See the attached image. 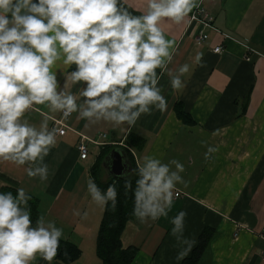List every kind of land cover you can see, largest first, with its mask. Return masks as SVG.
Wrapping results in <instances>:
<instances>
[{
	"label": "crops",
	"instance_id": "crops-1",
	"mask_svg": "<svg viewBox=\"0 0 264 264\" xmlns=\"http://www.w3.org/2000/svg\"><path fill=\"white\" fill-rule=\"evenodd\" d=\"M128 5L138 10L143 0H128ZM199 6L222 33L191 22ZM198 7L181 24L163 25L176 47L169 68L190 66L179 90L172 89L166 73L161 76L166 111L143 115L135 127L93 125L73 113L66 135L57 136L45 159L49 175L43 182L29 177L27 166L0 161V191L23 187L39 201L41 215L63 229L60 244L81 250L79 259L69 264H103L97 242L106 207L91 200L87 181L94 180L93 167L106 146L124 151L132 164L148 155L164 163L176 159L185 166L167 217L127 223L123 247L138 251L132 264H184L206 229L214 235L198 264H264V0H201ZM200 33L209 36L201 44L195 39ZM222 46L223 52L216 53ZM180 102L194 124L178 117L175 108ZM45 114L50 127L53 119L62 118L44 108L27 118L38 124ZM85 142L90 153L83 160L79 146ZM209 146L218 151L206 159ZM105 172L107 183L113 176L104 166L102 178ZM180 211L187 213L184 235L195 243L177 261L180 248L170 220ZM34 264L48 262L38 257ZM52 264L66 263L56 257Z\"/></svg>",
	"mask_w": 264,
	"mask_h": 264
},
{
	"label": "clouds",
	"instance_id": "clouds-1",
	"mask_svg": "<svg viewBox=\"0 0 264 264\" xmlns=\"http://www.w3.org/2000/svg\"><path fill=\"white\" fill-rule=\"evenodd\" d=\"M200 2L143 0L141 9L132 10L128 0H0V161L48 179L45 159L60 132L50 127L48 114L38 124L27 118L40 108L65 118L75 113L93 125L129 127L154 110L166 111L161 76L166 73L179 90L190 66L169 68L176 47L163 25L181 24ZM217 151L209 146L205 158ZM184 171L176 159L164 163L146 155L125 173L139 222L168 216ZM87 193L97 206L115 210L114 184L102 190L89 179ZM31 199L23 187L0 191V264H34L38 257L52 264L58 255L63 229L43 215L34 221ZM186 216L180 211L170 220L177 261L195 243L184 235Z\"/></svg>",
	"mask_w": 264,
	"mask_h": 264
},
{
	"label": "trees",
	"instance_id": "trees-1",
	"mask_svg": "<svg viewBox=\"0 0 264 264\" xmlns=\"http://www.w3.org/2000/svg\"><path fill=\"white\" fill-rule=\"evenodd\" d=\"M175 109L181 120L185 123L194 124L193 119L186 111L182 102L178 103ZM114 149V146H106L92 170L94 180L102 190H106L110 184H114L117 190V206L115 210H111L109 204L104 213L98 235L97 252L103 264H132L135 261L138 251L136 248L132 247L124 249L122 243V234L127 223L136 219L132 214L134 203L132 191L125 187V178L111 177L107 183L101 180L104 163ZM135 167L136 164L133 162V168ZM128 179L132 181L134 188L136 177L132 175L129 176ZM16 189L17 188L14 187H5L1 191H13V193H15ZM29 205L32 211V218L35 221V219L41 216L39 201L32 196ZM213 235L212 230L206 229L200 236L199 244L193 250L191 258L186 259L184 264H198L205 250L210 245ZM81 254L82 252L77 246L71 243H64L60 244L57 258L69 264L79 259Z\"/></svg>",
	"mask_w": 264,
	"mask_h": 264
},
{
	"label": "built area",
	"instance_id": "built-area-1",
	"mask_svg": "<svg viewBox=\"0 0 264 264\" xmlns=\"http://www.w3.org/2000/svg\"><path fill=\"white\" fill-rule=\"evenodd\" d=\"M191 22L196 23V24H200L201 26H206L208 28H211L213 30H215L217 33H222L221 31H219L217 28H215L212 24V21L209 19V15L207 10L202 7L199 6L192 14H191ZM226 38H230L229 35L227 34H223ZM209 36L206 33H200L198 35H196L195 39L197 40L198 43H203L206 40H208ZM216 53H222L223 52V46L222 47H218L215 49ZM72 116V115H71ZM70 116V117H71ZM70 117H63L60 119H53V123H54V127H57L59 129L60 134H58V136H65L67 133V129H68V125H67V121ZM103 137H106V135H103ZM79 152L81 155V158L83 160L87 159L89 156V148H88V142L85 143H81V145L79 146ZM180 194L177 193L176 197H179ZM263 261H264V256H263Z\"/></svg>",
	"mask_w": 264,
	"mask_h": 264
},
{
	"label": "water",
	"instance_id": "water-1",
	"mask_svg": "<svg viewBox=\"0 0 264 264\" xmlns=\"http://www.w3.org/2000/svg\"><path fill=\"white\" fill-rule=\"evenodd\" d=\"M104 166L114 178H125V173H131L134 169L128 155L121 150H113Z\"/></svg>",
	"mask_w": 264,
	"mask_h": 264
},
{
	"label": "rangeland",
	"instance_id": "rangeland-1",
	"mask_svg": "<svg viewBox=\"0 0 264 264\" xmlns=\"http://www.w3.org/2000/svg\"><path fill=\"white\" fill-rule=\"evenodd\" d=\"M102 174H103V173H102ZM103 178H104V179H103ZM103 178L101 177V180H102L103 182H104V181L106 182V180H108V179H107L106 172L104 173V177H103ZM105 182H104V183H105Z\"/></svg>",
	"mask_w": 264,
	"mask_h": 264
}]
</instances>
